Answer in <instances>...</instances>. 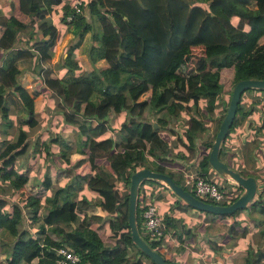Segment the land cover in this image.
<instances>
[{
    "label": "trees",
    "instance_id": "obj_1",
    "mask_svg": "<svg viewBox=\"0 0 264 264\" xmlns=\"http://www.w3.org/2000/svg\"><path fill=\"white\" fill-rule=\"evenodd\" d=\"M60 2L21 0L19 11L0 15V49L3 51L0 118L5 126L13 121L17 125L15 137L2 140L0 191L8 189L11 194L22 187L29 191V197L21 204L9 202L0 195V263L57 264L56 249L64 246L79 257L68 264H155L131 241L126 223L128 189L122 193L119 185L127 186L130 173L140 167L164 172L180 184L176 172L162 162L169 156L171 142L160 135V129L172 133V119L185 114L187 122L176 135L181 147L177 154L192 160L197 155L195 130L206 131L213 113L218 127L233 84L241 78H264V0H87L81 2L79 12H74L69 20H65V15L72 9L64 3L60 21L72 37L76 36V42L88 33L90 42L84 48L88 61L93 65L100 61L106 64L101 68L94 65L83 72L73 58L76 42L52 61L58 32L49 20L40 23V33L34 36V22ZM21 32H26L24 39L20 38ZM196 45L203 46L204 52L195 55L187 66L191 47ZM226 65L232 68V82L223 99L219 72ZM55 66L65 67L66 72L57 76ZM24 71L39 77L37 89L28 92L16 80L15 75ZM165 73L171 74L165 84L155 85L151 95L139 98L155 83L156 76L162 77ZM42 88H48L55 95L56 103L65 108L61 112L63 122L76 129L62 128L49 140L58 144L55 156L63 158L66 166H52L41 178L32 177L27 183L28 178L15 170L13 162L27 147L22 126L32 127L37 123L33 97ZM245 91H252L255 98L262 90L247 88L241 92L218 155L240 174L254 176L253 169L262 170L254 148L261 139L264 141V117L259 123L248 124L240 150L236 143L227 145V139L233 140L235 128L253 109L250 106L244 109L240 104ZM221 105L224 107L217 110ZM9 107L14 111L10 120ZM110 111L122 115V123L114 130L115 136L96 138L95 135L106 131ZM215 132L216 129L211 139L201 142L205 151L198 159L196 172L217 184L225 195L218 203L228 204L239 195L241 187L236 184L230 189L219 183L220 176L207 163ZM75 142L78 154L71 157L68 150ZM241 147L249 171L241 165ZM41 149L44 155L49 153L44 140ZM84 162L89 164L90 172H76ZM62 177L65 181L61 183ZM259 179L261 188L257 197L243 208L250 219L263 225L264 177L260 175ZM144 183L160 184L153 179L139 183L135 209L138 230L139 192ZM82 187L88 189L91 196L85 195ZM168 193L172 194L170 190ZM172 195L174 199L168 209L192 208ZM105 222L114 238L112 244L103 243L97 232ZM164 222L165 230L181 241L182 234L190 233L189 228L178 231V220L168 214L164 215ZM142 237L160 253L162 239ZM263 253L264 246L255 251L249 247L243 263H257L252 260Z\"/></svg>",
    "mask_w": 264,
    "mask_h": 264
},
{
    "label": "crops",
    "instance_id": "obj_2",
    "mask_svg": "<svg viewBox=\"0 0 264 264\" xmlns=\"http://www.w3.org/2000/svg\"><path fill=\"white\" fill-rule=\"evenodd\" d=\"M74 1L75 0H61V2L59 4L54 5L52 7L50 12L45 17L40 18L34 22V26H36V29H34L35 30L34 36L38 35L40 33V30H39L40 23H46L48 20L57 29L58 34H57L55 42H54L52 54H53L55 46L59 45L58 42H60L59 39L61 38L62 32H65V35H64L65 38L67 37L70 39L69 43H71V44L74 43V41L76 39V36L72 37L70 35V33L67 31L66 25L60 21V17L62 14L61 5L64 3H67L70 5ZM20 2H21V0H0V15H8L10 13H15V12L19 11ZM62 29H64V30H62ZM1 32H2V26L0 25V33ZM25 36H26V32L25 33L21 32L20 38L24 39ZM89 42H90V40L88 39V43L85 44V46L88 45ZM64 53H65V51H63L61 53V55H64ZM2 56H3V51H1V49H0V62L2 60ZM73 58L79 64H80L79 60L83 61V59H84V61L87 62V69H84L81 67V72L91 69L92 66H94V65L99 67V68L104 67L106 65L102 61L95 62L94 65L91 64L86 57L85 49H84V46L82 47V45H79V47L76 51H75V47H74ZM80 66H81V64H80ZM30 73L31 72L24 71V72H20V73L15 75L16 80L28 92H31L33 90L31 88L32 82L29 80ZM31 74H33V73H31ZM37 88H38L37 84L35 83L34 89H37ZM42 92L43 91L41 90L40 93H38L37 95H35L33 97V109H34V115H35L36 121H37L36 114H37L38 108H39L37 106L36 101H37V97L39 100L43 99ZM251 94H252L251 98L248 101L249 104H243L242 103L243 104L242 106L244 107V109H247L249 106L252 107L253 109L251 112H249L244 117V120L242 121V123L239 124L235 128L234 135L232 138L233 140L232 141L229 140V143H227V145H229V144L232 145V143H236L238 150H240V146H243L244 138L248 132V124L253 125L255 123H259V119L261 117H264V113L261 112L260 109H258L259 108L258 101L255 100V98L253 99V92ZM50 96H52V95H50ZM49 100L50 99L47 100V103H49L51 105L52 101L50 103ZM54 100H55V104H57L56 103L57 99L55 98ZM240 101H241V98H240ZM257 112H258V114H257ZM8 114H9L8 119L9 120L12 119L14 111L12 109H10V107L8 108ZM175 120H177V119H175ZM4 124H5L4 120H2L0 118V133L2 135L7 134V131L9 130L8 128L10 126H12V128L14 129V136L11 137L10 139H13L16 135V132H17V125L15 124L14 121L12 122V124L7 125V126H5ZM180 125H181V127L183 126V124H180ZM27 127H25V125L22 126V128L26 132H27ZM64 127H65V125L62 124L60 131ZM170 128L173 131L172 133H174L175 132L174 130H176V129H174V127H172V125H170ZM71 129H73V127H70L68 129H64V130H71ZM180 131H181V129H180ZM164 132L166 133L167 131H164ZM159 133L162 137H164V138L167 137V136L165 137L161 134L163 132L159 131ZM167 133L172 134L171 132H167ZM26 136H27V134H26ZM204 137H206V136H198L197 137L198 138L197 146L202 141L205 140ZM40 139H41L40 140V153L41 152L43 153V154L41 153L42 154L41 166L45 167V168L41 173H39V172L38 173L37 172L32 173V175L30 177H28L27 183L31 182L32 177L41 178V176L43 175L44 172L52 170V166L53 167L66 166V163H64L65 164L64 165V164H59L57 162H55V163L49 162L48 157L54 156L53 158H56L55 153L57 151L56 152L54 151V153H51L48 150L49 153L44 155V152L41 149V142L44 139L43 138H40ZM166 139H168V138H166ZM168 140H170V139H168ZM175 142L176 143H172V142L170 143V147L172 146V144H175L176 146H178L175 148V154L168 156V159L171 160V162L174 164L172 166L171 165L167 166L165 164L166 168L170 169L173 173H175V171H177V170H179V172L181 170L197 171L196 170L197 169V162L199 159V158H197V155L192 160L191 159L185 160L184 158L179 157V154H177V151L180 150L181 147L177 143L176 136H175ZM27 144H28V142H27ZM48 146H49V144H48ZM196 150H197V148H196ZM255 150H256V154H258V157H255V158H257L258 162H261L260 168L262 170L260 171V169H253V174H254V177L255 176L260 177V175H262L264 177V141H263V139H261L258 143V146L256 148H254V152H255ZM241 151H242V147H241ZM242 153H243V151H242ZM76 154H78L76 151L70 152L71 157H74ZM196 154H197V151H196ZM31 157H33V156H31ZM16 160L17 159H15V161ZM241 161H242L241 165L243 166V169L246 171H249L250 167L246 166V163H248V162H247V159H246V156L244 155V153L241 154ZM84 165L87 166L86 172L81 171V169L84 168ZM191 166H193V167H191ZM14 168L17 172L23 173L21 170L19 171L15 165H14ZM75 171L81 172V173H88V172H90L89 164L84 162L80 166H78L75 169ZM64 179H65L64 177L61 178V180H60L61 183L65 181ZM220 180H221L220 183H223V185L229 186L230 189H234V187L236 186V183L229 178H225V177L220 176ZM159 183L160 184L144 183V185H142L140 190H141V192L146 193L145 195H148V197H150V198L152 197L156 201V203L158 204V211L163 216V221H164V215L168 214L171 217L176 218L178 220V222H177L178 223V231L181 229L184 230L185 228H189V232H190L188 236H185V234H182V237H181L182 241H181V240L177 239V237H175L174 234H171V232L169 230L166 231L165 230L166 225H165L164 235L161 238L162 244L160 246L159 251L163 257L167 258L171 262V264H244L243 262H244V257H245L246 252H244V247H240V246H242V244H247V245L249 244L252 247L253 251H255V249H257V248H261L262 246H264V234L262 235V233H264V224L263 225H259L258 223L256 224V222L254 220H252L248 217V213H247L246 209L240 208L238 211H236L235 214H233L232 216H229L228 218H230V220H227V221H224V219L222 218L223 215L214 214V215H216V216H214V215H211L209 213H208L209 214L208 215L207 213H204L203 210H198V209H195L193 207L192 208H186V209H176V208L168 209L169 204L171 202H173V199H174V196L172 195L173 193L171 192L172 194H169L168 193L169 190L165 187V185L162 184L161 182H159ZM259 183L257 182V187L259 186ZM24 188L27 191V193H29V191L26 189V187H24ZM19 190L11 192V194H9L10 191L8 192V189H5L4 191H0V195L5 196L9 202H12L14 199L13 195H15L17 192H19ZM83 192L84 193L87 192V193H85V195L91 196V192L88 189H87V191H83ZM257 193H255V195L253 196L252 199H255L257 197ZM14 202H16V201H14ZM6 207L7 206H5V208ZM187 210H189V213L191 212V214L186 213ZM240 211L244 212V216L241 217V219H237L236 217L239 214L238 212H240ZM181 213L187 214L186 216H188L189 221L193 224V226L189 225L190 223L183 220V218L181 217ZM243 219H246V220H243ZM214 222L215 223L218 222V224H221L220 225L221 228H220V230L214 229L213 230L214 232L213 231L209 232V228H211V225L209 223L213 224ZM102 225L106 226L107 222H105ZM203 225L205 227H209V228H203ZM258 242H262V243H260L259 247L257 245ZM247 245H246V247H247ZM259 257L258 258L260 261L262 259H264V253L262 254V256L259 254ZM0 264H3V263H0ZM254 264H259V263H254ZM260 264H263V263H260Z\"/></svg>",
    "mask_w": 264,
    "mask_h": 264
},
{
    "label": "rangeland",
    "instance_id": "obj_3",
    "mask_svg": "<svg viewBox=\"0 0 264 264\" xmlns=\"http://www.w3.org/2000/svg\"><path fill=\"white\" fill-rule=\"evenodd\" d=\"M80 1L85 2V0H80ZM34 27H35L34 29H36V26H34ZM62 30H64V29H62ZM61 34H62L61 38L59 39L60 42H58L59 45L55 46L53 54H52V60L53 61L58 59L59 56L61 55V53L67 49L68 45L71 44V43H69L70 39L67 38V37L65 38V36H64L65 32H62ZM76 41H77V38L75 39L74 43ZM87 43H88V33L85 34L78 42H76L75 51L78 49L79 45H82V47L84 46V48H85V44H87ZM202 52H204V51H203V46H201V45H196V46L191 47V58H189V60L186 62L187 63L186 65L189 66L192 63V61L194 59V56L199 54V53L201 54ZM79 62L81 64L82 68L87 69V62L84 61V59H83V61L79 60ZM54 72H55V74L57 76H62L66 72V68L65 67H61V66H55ZM170 76H171V74H168V73H165V75H163L162 77H160V75L156 76L155 77V83L151 84L148 87L147 91L144 94H142L139 98H145V97H148L149 95H151L153 93V91H154L155 85H163V84H165V82L168 80V78ZM29 80L32 82V84H31V88L32 89H34L35 83L37 85L38 84L40 85V79L35 73H33V74L30 73ZM219 82L221 84V94L223 96V99H225V95L229 91L230 86H231V82H232V68H231V66L226 65V66L221 68V70L219 72ZM42 91H43L42 92L43 99L39 100L38 97H37V101H36L37 106L39 107L38 108V112H37L38 115L36 114L37 123L33 127L25 126V127H27V132H26V134H27V142H28L27 147H26L27 150H25V152L22 155L17 156L15 158L17 160L16 161L14 160V162H13L14 165L16 166V168L19 171L21 170L27 178L30 177L32 175V173H34V172L41 173L44 170V168H45V167L41 166V160H42V154L43 153L42 152H41L42 154L40 153V140H41L40 138H43L45 140V142L47 143V145L49 144L48 150L51 153H54V151L55 152L58 151L59 146H58V144L53 143V141H49L50 137L53 136V135H56L57 132H60L62 124L65 125L64 129H68L70 127H73L74 129H76L74 125H71V124L67 125L66 124L67 122H65V121L63 122V119H62L63 115H62L61 112L63 110H65V108L62 107V106H59V104H55V100H54L56 98L55 95L53 93H51L48 88H45V89L43 88ZM251 93H252L251 91H245V92L242 93L241 101H240L241 105L249 104L248 101L251 98V95H252ZM50 95H52V96H50ZM48 99H50L49 100L50 103L52 101L51 105L49 103H47ZM253 99H254V96H253ZM255 100H258V96L255 97ZM223 107L224 106H222V105L218 106L217 110H221V108H223ZM257 114H258V112H257ZM108 117L109 118L107 120V129H106V131L104 133L98 135V136H96L94 134L96 138H101V137H104L106 135L115 136L114 135V133H115L114 130L116 129V127L119 124L122 123L121 121L123 119V116L115 114L113 111H110V113L108 114ZM211 117L213 119H209V121L207 122L208 125H207V130L206 131L195 130V133H196L197 136H206V137H204V139H211V137H212L211 135L213 134L214 130L217 129L216 128V124H217V122H216L217 118L216 117L217 116H216V114L213 113V114H211ZM187 118L188 117L185 114H179L177 116V120L172 119V121L170 122V125H172V127H174V129H176V130H174L175 132L172 133V134H168L167 132L165 133L163 129H160V132H163L161 134L163 136H165V137L167 136L166 138L170 139L169 140L170 142L176 143L175 142V136L177 135V133L180 132V129H181V125L180 124L186 123L187 122ZM191 123L192 122H190V125H191ZM8 129L9 130L7 131V134H3L2 135L0 133V147L4 143V142H2L3 139H10L11 137L14 136V129L12 128V126H10ZM73 135H74V139H77L75 132H74ZM227 143H229V139H227ZM176 147H178V146H176L175 144H172L170 152H169V155H174L175 154V148ZM74 151H76V142L74 143V145L72 146V148L68 152H74ZM196 151H197V158H199L200 155L202 154V151H205V148L200 143L197 146V150ZM31 156H33L34 158L31 157ZM53 157H50V156L48 157L49 162H51V163L57 162L59 164H64L65 163L63 158H59V157L53 158ZM152 160L154 161L156 159L152 158ZM163 160L164 161H162V162L165 163L167 166H169V165L172 166L174 164L167 157L164 158ZM98 161L101 162V160H98ZM148 164L152 165V162L148 161ZM246 166L249 167L248 163H246ZM191 167H193V166H191ZM81 171L86 172L87 171V166L84 165V168H82ZM175 172H176L175 177L179 178L178 181L180 182V184L183 185L186 188V190L189 191V187L187 185H185L182 182V179L180 178V176H178V173H181V172H179V170H177ZM79 173H81V172H79ZM255 178H256L258 183L260 182L259 186L257 187V191L259 192V190L261 188V180H259V176H255ZM221 180H220V178L217 179V181L219 183L221 182ZM127 189H128V185L127 186L125 184H120L119 185V191H122V193H124ZM9 191L10 190H8V192ZM81 191H87V189L82 187ZM85 193H87V192H85ZM13 196H14L13 201H16L19 204H21L24 200H26L29 197V194L27 193V191L23 187V188H21L19 190V192H17ZM218 202H220V201H218ZM186 213H189V210H187ZM204 213H206V212H204ZM238 213H237L238 215H237L236 218L237 219H241V217L244 216V212L240 211ZM189 214H191V212ZM186 215L187 214H185V213H181V217L183 218V220L187 221L188 223H190L189 225L193 226V224L189 221L188 216H186ZM214 216H216V215H214ZM229 216H232V215H225L224 214L222 216V218L224 219V221H227V220H230V218H228ZM26 220L27 219H25V222H26ZM243 220H246V219H243ZM139 224H140V220H139ZM209 224L211 225V228L205 227L203 225V228H209V232H212L214 229H219L220 230V228H221L220 227L221 224H218V222L217 223L214 222L213 224L209 223ZM34 225L35 224H33V226ZM31 230H34V228H32ZM97 231H98V234H99L100 238L102 239L103 243H105V244H112L113 243L114 238H113V235H111V231H110V229L108 227V224L106 226L102 225ZM4 238L9 243V239L6 236H4ZM260 243H262V242H258L257 243L258 247H259ZM246 245L247 244H242V246H240V247H244V252H246V250L249 247L252 248L249 244L247 245V247H246ZM259 258L255 257L252 261L253 262H257L259 264L260 263L264 264V259H262L260 261ZM142 259L145 260V263H147L145 258H142Z\"/></svg>",
    "mask_w": 264,
    "mask_h": 264
},
{
    "label": "water",
    "instance_id": "obj_4",
    "mask_svg": "<svg viewBox=\"0 0 264 264\" xmlns=\"http://www.w3.org/2000/svg\"><path fill=\"white\" fill-rule=\"evenodd\" d=\"M247 88L264 90V78L247 77L238 79L232 86L224 114L218 124L214 137L207 153L209 167L219 176L229 178L241 187L239 195L228 204L213 203L193 196L188 190L177 184L170 175L164 172L151 170L147 167H140L133 170L129 175L126 223L131 241L151 259L155 264H168L163 256L152 249L140 235L136 224V198L139 183L144 179H153L164 184L174 195L185 204L203 211L217 215L231 214L234 211L246 206L257 192V180L253 175H242L229 167L219 158L218 150L223 141L235 115L236 106L242 91ZM156 126L155 123H153Z\"/></svg>",
    "mask_w": 264,
    "mask_h": 264
},
{
    "label": "built area",
    "instance_id": "obj_5",
    "mask_svg": "<svg viewBox=\"0 0 264 264\" xmlns=\"http://www.w3.org/2000/svg\"><path fill=\"white\" fill-rule=\"evenodd\" d=\"M80 0H75L70 7L72 11L65 15V20L71 19L74 12L80 10ZM200 54V53H199ZM259 109L264 113V90L258 95ZM180 178L182 182L189 187V192L200 199H210L213 203H218L224 199V193L219 190L217 184L209 179L199 175L196 171L181 170ZM138 194V193H137ZM146 193L139 192L138 205L140 207L139 216V233L145 235L149 240L161 239L164 235L165 223L163 216L158 211V204L156 201ZM138 196V195H137ZM137 199V198H136ZM57 264L74 263L78 260V254L66 247H59L56 249Z\"/></svg>",
    "mask_w": 264,
    "mask_h": 264
}]
</instances>
